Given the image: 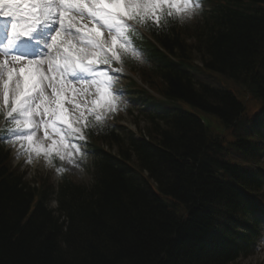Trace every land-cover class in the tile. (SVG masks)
<instances>
[{
	"label": "trees",
	"instance_id": "trees-1",
	"mask_svg": "<svg viewBox=\"0 0 264 264\" xmlns=\"http://www.w3.org/2000/svg\"><path fill=\"white\" fill-rule=\"evenodd\" d=\"M215 6L203 26L187 33L196 39L191 46L175 25L148 27L167 54L143 40L156 90L197 113L174 107L146 117L147 141L131 134L121 139L108 129L101 143L116 146L117 155L96 147L90 187L61 180L60 216L46 206L49 192L11 171L0 147V264H229L248 247L258 189L248 188L239 199L241 218L238 192L217 178L223 139L199 114L231 132L230 145L250 155L261 153L247 135L260 137L264 114L248 124L236 95L196 84L189 55L200 54L204 69L264 107V0H219ZM132 150L139 174L125 164ZM226 169L245 185L235 169Z\"/></svg>",
	"mask_w": 264,
	"mask_h": 264
},
{
	"label": "snow or ice",
	"instance_id": "snow-or-ice-1",
	"mask_svg": "<svg viewBox=\"0 0 264 264\" xmlns=\"http://www.w3.org/2000/svg\"><path fill=\"white\" fill-rule=\"evenodd\" d=\"M70 3L76 10L87 13V22L83 15L79 19L68 17L64 6ZM5 6L7 10H3ZM165 12L168 17L189 16L191 0H2L0 18L8 22L12 35L21 45L30 42L39 31L43 14L45 19L54 21L49 25L48 39L50 46L60 53L55 59L24 55L15 57L11 63L6 57L0 59L3 74L0 132L10 134L11 142H18L27 163H32L33 156L43 157L48 165L54 158L69 164L75 162L74 158L83 150L80 141L91 118L100 122L117 110L116 94L109 85L121 73L117 65L123 63V56L131 50L129 33L149 22L160 25ZM66 20L71 21L79 36L78 43L62 38ZM98 25L106 32L102 33ZM101 47L106 53L103 56ZM45 63L47 71L41 72L39 69ZM57 70L61 71L60 77L54 75ZM45 81L51 86V102L44 97ZM78 81L87 87L79 90L72 87ZM78 92L82 99H77ZM89 96L93 97L90 101ZM69 102L70 109L66 107ZM37 115L39 122H35ZM38 128L43 129L42 139L37 136Z\"/></svg>",
	"mask_w": 264,
	"mask_h": 264
},
{
	"label": "rangeland",
	"instance_id": "rangeland-1",
	"mask_svg": "<svg viewBox=\"0 0 264 264\" xmlns=\"http://www.w3.org/2000/svg\"><path fill=\"white\" fill-rule=\"evenodd\" d=\"M176 20L179 22V24L191 23L194 20V12L192 11L189 16H184V17L178 16ZM192 58H195L194 55L192 56ZM140 60L141 59L138 56H136L134 51L131 49L127 56H123V63L117 65V67L121 69V73L114 77V79L112 80V83H113V86L114 84L117 83L115 88L118 89L119 91L118 94H121V95L126 94L127 97H129L132 94L128 92V89L124 88V85L127 83V80H126L127 77H130L128 73H130V70H135L134 68L135 66H138V64L140 63ZM208 76L209 74L203 73L201 78L204 79L205 77H208ZM210 78L212 79L211 84L213 85L219 84L220 86H223L225 88L229 87L230 89H232V92L243 103L244 110H246L249 114H252V112H254V110L257 109V105H258L257 102H255L253 99L250 100V97L247 94V92L244 89H241V87L238 88V85L234 83H230L227 86L226 84H222L219 78H216L217 79L216 80L211 75H210ZM139 79H140V76H139ZM155 83L159 86L158 81H155ZM77 90L79 89L77 88ZM50 92H51V89L49 90L45 89L44 96L45 97L49 96ZM69 96L71 98V94H69ZM45 99L47 100V98ZM77 99L78 100L81 99L79 92L77 94ZM2 106L3 104L0 101V109L2 108ZM134 106L135 105L133 101H131V99L125 100V105L123 106V108L117 110V113H113L115 117L118 118L117 123L126 127L125 130L128 132L129 130H132L135 132L138 129L137 127L143 128L142 123H140L138 126L134 124V120H133L134 115L133 116L131 115L135 112ZM66 107L70 109L71 103L69 105H66ZM39 118L40 117H36L35 122H39ZM50 134H51V130H50ZM83 135H84V132H83ZM37 136L40 139L43 138L42 128L37 129ZM145 136L146 138L148 137L147 134H145ZM8 140H10L9 137H8ZM82 141H86L85 135ZM82 149H83L82 152L74 158L75 162L73 164H69L66 161H60L58 159H55V160H57L58 163L60 164L63 174L70 175L71 176L70 178H72L74 181H77L80 184L86 185L87 187V185L91 184V180H92V177L90 176L89 169H88L90 165L89 163L90 158H88L87 153L84 152L83 146H82ZM11 154L13 155V158L10 160V164H9L10 168L11 166L18 168L19 167L18 164H19L21 166L20 170H24L27 172L25 177H27L28 180H30V178H34L38 181H42L39 178L41 177L44 178V176L45 177L50 176L51 182H54V185L57 183V179L55 178V175L53 174V171H55L53 168V164L51 165L46 164L43 157L37 158L33 156L32 163H27L26 162L27 156L23 151L19 149V145L11 152ZM11 170L16 171L13 169ZM54 205H55L54 203H51V207L53 209H54ZM256 245H257L256 250L254 251L253 255L250 258H247V260H241L240 263H236V264H264V240L258 241Z\"/></svg>",
	"mask_w": 264,
	"mask_h": 264
},
{
	"label": "bare ground",
	"instance_id": "bare-ground-1",
	"mask_svg": "<svg viewBox=\"0 0 264 264\" xmlns=\"http://www.w3.org/2000/svg\"><path fill=\"white\" fill-rule=\"evenodd\" d=\"M0 3H2V0H0ZM4 10V9H3ZM82 15L85 17V21L84 22H87V13H85V12H82ZM81 15H79V16H75V15H71V14H68V17H70L71 19H79V17H80ZM41 26H40V30H42V28H44L46 25H48L49 23H51V19H45L44 17H43V14H41ZM7 21L5 20V19H1L0 20V26H1V24H5ZM64 28L65 29H63V34H62V38H64V39H70V37H68V34L66 33V29H71L72 31H74V29L71 27V21L70 20H66L65 21V25H64ZM102 32V31H101ZM103 33V32H102ZM71 40V39H70ZM54 57H58L59 55H60V53L59 54H52ZM61 55H62V53H61ZM26 66V65H25ZM45 72V71H44ZM61 72V71H60Z\"/></svg>",
	"mask_w": 264,
	"mask_h": 264
}]
</instances>
